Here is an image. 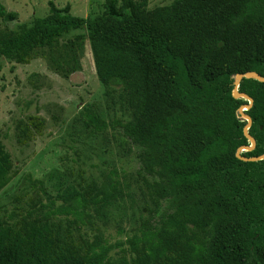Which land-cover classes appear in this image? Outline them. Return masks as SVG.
I'll return each mask as SVG.
<instances>
[{
	"label": "trees",
	"instance_id": "1",
	"mask_svg": "<svg viewBox=\"0 0 264 264\" xmlns=\"http://www.w3.org/2000/svg\"><path fill=\"white\" fill-rule=\"evenodd\" d=\"M147 5L103 0L82 17L48 1L45 16L0 30V62H27L43 49H61L68 61L88 41L98 81L118 90L129 118L108 122L92 104L78 115L92 132L119 127L139 148L137 175L153 193L132 234L111 243L103 226L119 181L107 189L57 183L56 208L15 222L0 216V264H264V159L236 157L250 145L238 113L248 101L232 95L236 74L264 77V0ZM0 17L17 16L0 1ZM237 91L253 100L243 111L255 140L240 155H263L264 82L243 77ZM10 171L0 141V189ZM93 224L91 236L81 231Z\"/></svg>",
	"mask_w": 264,
	"mask_h": 264
},
{
	"label": "rangeland",
	"instance_id": "2",
	"mask_svg": "<svg viewBox=\"0 0 264 264\" xmlns=\"http://www.w3.org/2000/svg\"><path fill=\"white\" fill-rule=\"evenodd\" d=\"M0 1L17 16L15 21L0 17V30L16 29L35 17L45 16L48 1L58 7L69 4L71 13L82 17L99 13L103 3V0ZM171 1L148 0L147 7ZM74 52V59L68 61V55L64 56L61 49H43L34 50L27 62H0V141L11 159L10 180L0 189V216L15 222L56 208L60 203L55 198L57 183L78 189L95 184L107 189L110 179L118 180L115 202L103 228L109 242L124 241L147 216L153 193L141 185L137 175L139 148L119 127L92 132L80 119L78 112L84 104H92L108 122L126 121L129 111L121 104L118 90L98 81L88 41L83 40ZM131 199L135 202L131 203ZM65 224L63 220L62 225ZM99 224L96 221V226ZM88 226H82L81 231L91 236L95 224L90 230ZM69 228L76 237L78 232L71 223Z\"/></svg>",
	"mask_w": 264,
	"mask_h": 264
},
{
	"label": "water",
	"instance_id": "3",
	"mask_svg": "<svg viewBox=\"0 0 264 264\" xmlns=\"http://www.w3.org/2000/svg\"><path fill=\"white\" fill-rule=\"evenodd\" d=\"M243 77L244 78H255V79H257L258 81H261V82H264V77L258 75L257 73H255L253 71H248V72H245V73L236 74L234 76L233 89H232L233 97H235V98L243 97V98H245L248 101V103L246 105H241L238 108V113H239L241 118L246 120V123L244 124V126L242 128V131H243L244 136L250 141V145L238 147L236 152H235V155H236L237 158H239L241 160L255 161V160L264 159V154L263 155H259L257 157H244V156L240 155V151H242V150H251L255 146L254 138L252 136H250L248 134V131H247L248 128L250 127L251 123H252L251 118H250L249 115L245 114L244 111H243V110H246V109L251 107L253 100H252L251 97L247 96L245 93H241V92L237 91L238 83L241 80V78H243Z\"/></svg>",
	"mask_w": 264,
	"mask_h": 264
}]
</instances>
